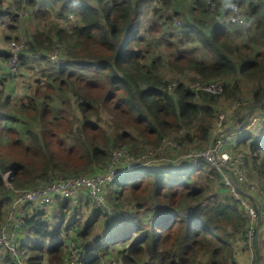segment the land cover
<instances>
[{"label":"trees","instance_id":"16d2710c","mask_svg":"<svg viewBox=\"0 0 264 264\" xmlns=\"http://www.w3.org/2000/svg\"><path fill=\"white\" fill-rule=\"evenodd\" d=\"M223 1L238 5L242 23L222 22L219 0L212 12L207 0H0V66L12 55L8 43L21 46L17 84L0 78V226L9 170L13 187L34 188L57 174L106 171L113 150L163 152L171 138L178 147L164 154L180 158L116 175L106 205L119 216L89 208L87 194L29 208L18 231L24 264H71L68 240L81 264H246L247 213L220 170L189 161L218 123L242 127L264 114V0ZM164 65L182 80H167ZM213 82L220 93L189 87ZM256 126L236 143L229 137L227 149L244 151L245 176L264 188V126ZM255 198L263 233L264 204ZM83 206L89 221L81 226ZM0 264L18 262L6 252Z\"/></svg>","mask_w":264,"mask_h":264},{"label":"built area","instance_id":"2783aa9c","mask_svg":"<svg viewBox=\"0 0 264 264\" xmlns=\"http://www.w3.org/2000/svg\"><path fill=\"white\" fill-rule=\"evenodd\" d=\"M216 0H207L209 4V10L214 11L217 6ZM220 3L224 8V16L221 21H227L231 23L240 24L243 22L242 14L238 6L234 3L228 5L224 4L225 1L221 0ZM228 12V14H226ZM25 12H20L24 14ZM72 18L71 15H69ZM180 33L182 23L175 18H172ZM20 45L15 43L10 44V50L12 55L2 66H0V78L5 79L11 83H14L19 76V51ZM52 62H60L58 59V52L55 50L49 57ZM216 84H201L191 83L189 87L194 90H203L208 93L216 94L222 91V83L214 82ZM171 85H175L174 82ZM218 85V87L216 86ZM232 107V106H231ZM228 111L223 110L219 113V121H223ZM255 120L256 119H252ZM253 122V123H254ZM252 123V122H251ZM220 123L217 125V132ZM225 134V133H224ZM224 134L218 135L213 144L211 143L204 151L195 152L189 155L190 163H195L197 160H205L211 166L221 171V179L226 185L230 187V192L234 199L239 200L240 204L244 208L248 215L249 225L246 235V239L242 242V245L250 246L253 236L257 233V224L259 223L260 214L257 209V204H254L253 197H258L264 204V188L254 187L250 191L247 189L249 182L245 178L243 163L244 153L242 151L230 152L227 149L228 136ZM115 153V156H114ZM150 158V153L142 155ZM120 162L125 168L122 170H116L115 164ZM138 158L131 154H125L123 151L116 150L111 153V160L108 164V169L105 173L94 174L86 172L77 176H53L48 181L40 182L36 187L29 188H15L7 180L5 181L6 195L9 196V211L8 217L4 220L0 226V246L4 247L9 254V257L17 261L19 259V239L18 230L22 224L23 217L29 206L35 207L37 210H45L52 207L55 204L57 197L73 198L79 193L85 192L96 204V208L105 210L107 213L115 215L113 210L106 205L103 196V185L108 183L112 177L121 172L138 168L140 166ZM143 165V164H142ZM144 166V165H143ZM6 176V175H5ZM6 179V178H5ZM242 184V185H240ZM246 190V192H245ZM244 195L245 197H242ZM7 215V212H6ZM68 252V258L71 264H81L77 247L72 240H68L65 244ZM251 249V247H249Z\"/></svg>","mask_w":264,"mask_h":264},{"label":"rangeland","instance_id":"374dc122","mask_svg":"<svg viewBox=\"0 0 264 264\" xmlns=\"http://www.w3.org/2000/svg\"><path fill=\"white\" fill-rule=\"evenodd\" d=\"M219 1H221V0H219ZM216 3L218 2V0H216L215 1ZM238 6V5H237ZM173 18H175V19H179L176 15L175 16H173ZM180 20V19H179ZM172 22H173V19H172ZM0 32H2V27L0 26ZM177 34L178 35H180L179 34V32L177 31ZM11 43H15L16 45H20L19 44V42H17V41H12V42H10V43H8V46H9V48H10V44ZM6 45H7V43L6 42H4L3 40H0V46H3V47H6ZM168 58L169 57H167L166 58V61H168ZM170 59H171V57H170ZM164 70L165 71H167L168 72V76H165L166 78H167V80H174L175 78L177 79V80H182V76H178V75H176V76H170L169 75V69H167L166 67H165V65H164ZM18 78H19V76H18ZM18 78L16 79V81L18 80ZM15 81V82H16ZM21 81H22V79H19V83H21ZM14 82V85H16L17 83H15ZM172 82V81H171ZM212 84H216V83H212ZM217 87H218V85H216ZM172 87H173V85L172 86H169V89H172ZM240 100H241V98H240ZM109 114V112L107 113H103V116H104V118L106 119V115H108ZM108 119L110 120V118H109V116H108ZM106 122H107V126H109V123H108V121H107V119H106ZM253 122H254V120H252V123H250L249 124V128H253ZM233 127H234V125H232ZM256 127H259V126H256ZM227 126H225V127H219V129H218V132L221 134V132L223 131V130H225L224 132L225 133H227V131H229V129L230 128H228ZM217 132V130L215 131V134H214V136L218 133ZM224 134V133H223ZM214 136H213V138H214ZM240 136H241V134H240ZM168 142H170V143H174V146H171V145H169V146H167V145H165V142H163V147H161V148H163L164 150H163V152L162 151H159V147H160V145L157 147V148H150L149 147V150H151V152H150V158H147V157H145V156H140V155H138V154H133L136 158H138V160H139V162L141 163V164H143L144 166L143 167H149V166H152V165H162V164H164V163H169V164H176V163H173V162H175L176 160H178V159H180L178 156H175V155H172L171 153H168V155H166V154H164V151H165V149H167V148H177L178 146H177V144L174 142V140H173V138H171L170 140H168ZM244 148V147H243ZM245 149V148H244ZM247 150V149H246ZM113 152H115V150H113ZM146 152V151H145ZM145 152H141V153H145ZM244 152V151H243ZM140 153V154H141ZM187 154H189V153H187ZM114 156H115V153H114ZM184 155L182 154V157H183ZM181 157V158H182ZM108 159H109V157H108ZM180 161V160H179ZM179 161H176V162H179ZM243 166H244V163H243ZM128 170V169H127ZM243 170H244V168H243ZM106 171H103V172H101L100 174H102V173H105ZM86 172H84V173H82V174H85ZM10 174H11V171L9 170V171H7V172H5L4 174H3V177L4 178H6V180H7V182L9 181V176H10ZM99 174V173H98ZM198 174V173H197ZM246 174V173H245ZM6 175V176H5ZM55 176H64V175H62V174H57V175H55ZM77 176V175H76ZM67 177H71V176H67ZM114 177H115V174H114V176L112 177V179L110 180V181H108V183H106V184H104L103 185V188H104V192H103V196H104V199H105V203H106V194H107V190H108V187H109V185H110V183L113 181V179H114ZM49 178H51V176L49 177ZM207 178H209V177H206V175H203V177H201V178H199L197 181H198V184L200 185V186H206V184H207ZM245 178L249 181V182H251V183H249V185L247 186V189L248 190H250V191H252L253 190V186L254 187H259V182L257 181V180H252V179H249V176H248V178L245 176ZM10 183V182H9ZM11 184V183H10ZM12 185V184H11ZM245 192H246V190H245ZM85 193V192H84ZM86 194V193H85ZM84 197V196H83ZM74 198V197H73ZM85 198V197H84ZM254 198V200H253V202H254V204H257V206L259 205V203H258V200H257V198H255V197H253ZM92 202H93V200H92ZM92 202L90 201V203H89V208H91V207H94L95 209H98V208H96L95 206H96V204H95V202H93V204H92ZM10 203V202H9ZM107 204V203H106ZM9 205V204H8ZM8 207V209L6 210V212H7V215H5L6 216V218L8 217V211H9V206H7ZM89 208H87V207H85V206H83V209L81 210V212H79L80 214V216H79V218H80V225L82 226L83 225V223L86 221V222H88L89 221V216H88V211L87 210H85V209H89ZM47 209H49V208H47ZM47 209H46V211H47ZM50 210V209H49ZM48 210V211H49ZM52 211V210H51ZM104 212H105V210H103ZM109 215L110 214H112V213H108ZM6 218H4V220H6ZM77 218V217H76ZM77 220V219H76ZM91 220H93L95 223L98 221V218L96 217L95 219H91ZM80 225H79V227H80ZM257 231H258V229H257ZM92 235H94V232H93V234ZM254 237V239L252 238V241H251V244H250V246L249 247H251V249L250 248H248V246H245V248L247 249V251L248 252H246V259H245V263L246 264H264V232L263 233H261V232H259V233H257L256 234V236H253ZM254 241V242H253ZM7 252V251H6ZM6 252L1 248L0 249V258L4 255V254H6ZM8 253V252H7ZM19 259L17 260V262H18V264H24V261H25V258H26V256H24V255H22V253L20 252L19 253ZM20 258L23 260V261H21L20 260ZM197 264H204L205 263V259L203 258V257H200L198 260H197V262H196Z\"/></svg>","mask_w":264,"mask_h":264},{"label":"crops","instance_id":"0c3cea01","mask_svg":"<svg viewBox=\"0 0 264 264\" xmlns=\"http://www.w3.org/2000/svg\"><path fill=\"white\" fill-rule=\"evenodd\" d=\"M252 119H256L255 122L253 123V126L255 124L257 126H259L258 128H261V127L264 126V114L263 113L260 114L258 112L254 113V115L251 118V120L248 121L247 123H245L242 127L241 126H235V123L227 126L228 128H230L229 130H232V132L227 131L228 132V137L232 138V143H236L237 140H240L242 138V136H240V134H244L246 132V130L249 129L248 126L252 122ZM232 125H234V127ZM82 194H85V193L82 192L81 195ZM20 260L23 261L21 258H20Z\"/></svg>","mask_w":264,"mask_h":264},{"label":"water","instance_id":"95a60500","mask_svg":"<svg viewBox=\"0 0 264 264\" xmlns=\"http://www.w3.org/2000/svg\"><path fill=\"white\" fill-rule=\"evenodd\" d=\"M224 131H225V130H223V131L221 132V134H223V133H224ZM221 134L218 132V133H217V134L214 136V138L212 139V142H211V143L213 144V142H214L215 138H216L218 135H221Z\"/></svg>","mask_w":264,"mask_h":264},{"label":"clouds","instance_id":"9594fccd","mask_svg":"<svg viewBox=\"0 0 264 264\" xmlns=\"http://www.w3.org/2000/svg\"><path fill=\"white\" fill-rule=\"evenodd\" d=\"M3 179H4V181H6V179H5L4 177H3ZM79 194H80V193H79ZM30 207H31V206H29V208H30ZM29 208H28V209H29ZM7 209H8V207H7ZM28 209H27V210H28ZM19 228H20V227H19ZM18 231H19V230H18ZM3 248H4V247H3ZM5 250H6V249H5ZM8 255H9V254H8Z\"/></svg>","mask_w":264,"mask_h":264}]
</instances>
